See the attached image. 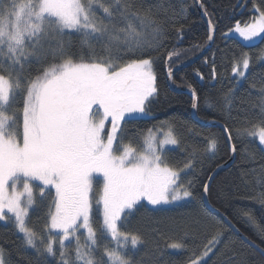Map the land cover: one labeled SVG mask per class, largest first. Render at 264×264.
Listing matches in <instances>:
<instances>
[{"label": "snow or ice", "instance_id": "obj_1", "mask_svg": "<svg viewBox=\"0 0 264 264\" xmlns=\"http://www.w3.org/2000/svg\"><path fill=\"white\" fill-rule=\"evenodd\" d=\"M197 2L209 17L207 39L212 41L214 14L204 0ZM245 6V0H237L233 9ZM187 9L185 0H0V221L22 234L19 245L5 241L19 260L0 245V264H49L50 257H58V264H144L135 256L146 241L142 234L122 231L123 221L140 209L146 214L166 212L164 206L191 201L192 182L180 183V172L194 171L193 159L183 169L164 160L165 146L179 144L171 126L167 131L148 129L142 151L122 142L123 125L149 116L146 105L159 96L154 65L161 57L167 79L175 84L181 52L175 46L168 49L166 42L173 30L182 39L183 25H175L186 18ZM252 12L222 35L242 39L247 47L264 43V6L254 2ZM254 59L264 61V49L255 58L248 53L234 57L232 86L216 101L229 117L237 99L243 103L237 88L247 80ZM211 73L215 79V64ZM197 76L204 79L199 72ZM189 88L196 101V90ZM259 92L257 122L244 134L264 146V87ZM192 107L196 109L197 103ZM206 107H213V98ZM216 148L217 141L210 138L206 151ZM260 151L264 153V147ZM247 159L254 160L255 155L247 153ZM257 183H264V165ZM94 184L102 185L98 197ZM208 187L203 185L205 192ZM34 188L39 189L40 205ZM46 189H54L55 195L47 205L41 233L29 225V215L43 206ZM250 199L264 208V191ZM244 216L256 223L250 210ZM143 227L153 236L160 233L161 226L151 215L145 216ZM202 227L193 219L182 228L194 246ZM98 231L111 241L99 258ZM259 235L264 240V228ZM186 245V240L173 241L166 248L180 251ZM220 245L221 255L227 257L224 264H253L246 256L237 259L222 231L187 264H207L204 258ZM250 246L264 256V248L253 242ZM163 255L157 250L152 264H161Z\"/></svg>", "mask_w": 264, "mask_h": 264}, {"label": "trees", "instance_id": "obj_2", "mask_svg": "<svg viewBox=\"0 0 264 264\" xmlns=\"http://www.w3.org/2000/svg\"><path fill=\"white\" fill-rule=\"evenodd\" d=\"M176 3V0H172ZM264 6V0H245L246 6L233 9L237 0H204L205 6L212 16L215 24V40L211 50L198 62L192 66L175 74V86L178 88H194L197 93V114L204 121H211L212 125H202L192 116L193 99L183 93L175 92L169 85L166 77V68L163 57L157 60L154 69L157 74V84L160 88L159 96L152 99L146 108L150 112L148 118L132 119L123 125V143H131L137 150L142 149L144 135L148 129L154 131L163 127L164 131L171 126L175 135L179 139L178 147L167 150L164 154L165 163L176 169H183L189 158L193 159L194 171L180 172V183L187 186L190 180L193 196L190 202L183 203L168 208L166 212L146 214L143 209L135 211L123 221L122 231L134 234H142L146 245L141 247L140 252L135 256L136 260H144V264H152L157 250H163L161 264H187L191 256L200 255L204 251V246L218 232L224 233L226 242L232 244L237 259L248 257L253 264H264V257L253 249L248 243L241 239L217 214L211 211L204 199L203 185L207 184L213 172L230 161L232 153L229 148L224 131L214 123L223 124L233 145L236 147L237 158L229 166L225 167L216 176L209 191V201L211 205L226 216L229 221L252 242L264 248V240L259 235V229L264 228V208L250 199L256 192L264 191V183H257V177L261 174V165H264V153L260 151L263 147L254 137L244 134L246 127H251L257 122L259 116V89L264 87V62L253 60L250 66L247 80L238 86L236 105L227 116L221 111L217 98L222 97L232 86L233 73L231 71L234 57H239L242 53H248L255 58L264 49V43H259L256 47H247L237 39L225 38L222 34L228 32L237 20H248L253 15L252 4ZM188 5L186 18L180 19L175 27L183 25L182 39H177L173 31L166 42L167 48L175 46L181 52L180 61L176 66L196 57L208 45L207 39L209 31L206 23L199 12L195 0H185ZM73 43L77 44L78 38L73 37ZM196 46H199L198 48ZM164 51V50H162ZM155 56L156 54L153 53ZM215 64L216 78H212V67ZM175 66V67H176ZM197 72L204 77L201 80ZM255 85V87H253ZM213 98V107H206L209 98ZM214 138L217 141V148L214 152L206 151L208 140ZM247 153L255 155L254 160L247 159ZM53 193L45 195L43 206H39L30 213L29 225L36 231L43 233L47 222V205L53 199ZM37 205H40L41 198H36ZM251 211L255 215L256 223L251 224L246 221L245 211ZM151 215L154 222L160 224V233L156 236L150 232L145 233L143 227L145 216ZM193 219H198L203 225L201 234L196 240L195 246L192 243V236H185L183 226ZM98 220L95 218V225L98 229ZM22 236L8 225L5 228L0 221V245L12 251V259L18 261L13 246L6 243V240H15L19 245ZM186 240L185 250L167 249L166 244L173 241ZM98 241L100 251L96 253L99 258L105 245H111L109 238H104L98 231ZM213 249V254L208 259L207 264H224L226 256H222L219 248ZM148 253L149 255H145ZM22 264H27L26 261ZM49 264H58L57 258H49Z\"/></svg>", "mask_w": 264, "mask_h": 264}, {"label": "water", "instance_id": "obj_3", "mask_svg": "<svg viewBox=\"0 0 264 264\" xmlns=\"http://www.w3.org/2000/svg\"><path fill=\"white\" fill-rule=\"evenodd\" d=\"M196 2V6L199 10V12L201 13L202 17H203V20L204 22L206 23L207 27H208V19L209 17L207 16H204L203 15V9L200 8L199 6V3L197 2V0H195ZM214 40H215V32H214V35H213V40L212 41H209L207 47L200 53L198 54L196 57L178 65L175 67V74L192 66L193 64H195L196 62H198L199 60H201L202 58H204V56L206 54H208V52L211 50L213 44H214ZM169 85L170 87L172 88V90H174L175 92H183L187 95H189L191 98H192V95H191V90L190 88H178L176 87L171 81H169ZM193 99V98H192ZM196 102L197 103V100L194 101L193 100V103ZM192 116L194 117V119L196 121H198L199 123H201L202 125H208V126H211V121L207 122V121H204L202 119H200L198 117V114H197V108L196 109H193L192 110ZM219 128H221L224 133H225V136H226V139H227V142H228V145H229V148L231 150V153H232V156H231V160L227 163H225L224 165L218 167L215 172L211 175V179L209 180V183H208V191L207 192H204V199H205V202L208 206V208L213 211L215 214H217L220 218H222L224 220V222L235 232L236 235H238L241 239H243L246 243H248L250 245V242H252L249 238H247L241 231H239L220 211H218L217 209H215L210 201H209V191H210V188H211V185L213 183V181L215 180L216 176L220 173L221 170H223L225 167L229 166L233 161L236 160L237 158V152H233L232 151V140H229L228 137H229V133L226 129V127L222 124H218ZM258 251V250H257ZM259 252V251H258ZM264 257V256H263Z\"/></svg>", "mask_w": 264, "mask_h": 264}, {"label": "rangeland", "instance_id": "obj_4", "mask_svg": "<svg viewBox=\"0 0 264 264\" xmlns=\"http://www.w3.org/2000/svg\"><path fill=\"white\" fill-rule=\"evenodd\" d=\"M257 39H259V38H257ZM238 41H240L242 44L244 43L243 41H242V39H237ZM261 62H264V61H261ZM250 70V69H249ZM249 73V71L248 72H246V76H247V74ZM244 82V80H241V84ZM151 115V114H150ZM149 115V116H150ZM149 116H140L139 118H148ZM110 127H111V125H110V123H108V124H106V130H110ZM159 135H162V133H160ZM257 140H258V138H256ZM259 141V140H258ZM143 146H144V144H143ZM166 147V151L167 150H170V149H175V148H177L178 147V145H175V146H173V145H167V146H165ZM264 147V146H263ZM143 150V147H142V149H139L138 151H142ZM165 151V152H166ZM35 183H38V182H35ZM102 185H98V184H94V190H93V194H94V197H98V192H99V190H100V187H101ZM49 193H53V196L55 195V190L54 189H46V191H45V195H48ZM34 195H35V198H40V194H39V189L38 188H34ZM184 201H181V202H179L178 204H176V205H167V206H164V207H166V208H171V207H174V206H177V205H179V204H181V203H183ZM143 203H147L146 201H144ZM148 207H151L150 205L148 206ZM94 210H95V202H94ZM32 211H30V213H31ZM29 217H30V215H29ZM95 219V218H94ZM2 222V221H1ZM4 223V222H3ZM9 225H11V224H9ZM94 226H96L95 224H94ZM20 236H22V234H20V233H18ZM97 235H98V233H97ZM110 239V238H109ZM68 242H66V244H67ZM81 243H84V237L83 236H81ZM75 247V241H72L71 242V248H74ZM213 254V252H211V253H209V256L208 257H205L204 259L206 260V261H208V259L211 257V255Z\"/></svg>", "mask_w": 264, "mask_h": 264}, {"label": "bare ground", "instance_id": "obj_5", "mask_svg": "<svg viewBox=\"0 0 264 264\" xmlns=\"http://www.w3.org/2000/svg\"><path fill=\"white\" fill-rule=\"evenodd\" d=\"M214 124H216V126H218V124H221V123H214ZM211 125H212V123H211ZM222 125H223V124H222ZM218 127H219V126H218ZM230 160H231V159H230ZM228 162H229V161H228ZM226 163H227V162H226ZM223 165H224V164H223ZM221 166H222V165H221ZM214 172H215V171H214ZM214 172H213V173H214ZM210 177H211V176H210ZM208 183H209V181H208ZM208 183H207V184H208ZM225 217H226V216H225ZM226 218H227V217H226ZM221 219H222V218H221ZM227 219H228V218H227ZM228 220H229V219H228ZM246 237H247V236H246ZM247 238H248V237H247ZM253 243H254V242H253Z\"/></svg>", "mask_w": 264, "mask_h": 264}]
</instances>
